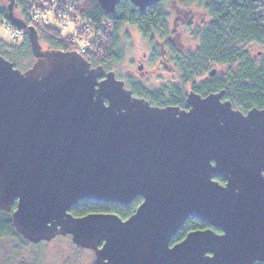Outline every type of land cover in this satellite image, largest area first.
Segmentation results:
<instances>
[{
    "label": "water",
    "instance_id": "95a60500",
    "mask_svg": "<svg viewBox=\"0 0 264 264\" xmlns=\"http://www.w3.org/2000/svg\"><path fill=\"white\" fill-rule=\"evenodd\" d=\"M128 1L144 13L162 0ZM118 2L97 0L105 15ZM14 6L7 20L34 58L21 71L0 54V211L15 205L17 234L69 236L93 264H264V109L244 114L224 91L189 92L188 110L152 106L76 51L43 49ZM137 198L126 220L70 213ZM189 218L210 228L171 245Z\"/></svg>",
    "mask_w": 264,
    "mask_h": 264
},
{
    "label": "trees",
    "instance_id": "16d2710c",
    "mask_svg": "<svg viewBox=\"0 0 264 264\" xmlns=\"http://www.w3.org/2000/svg\"><path fill=\"white\" fill-rule=\"evenodd\" d=\"M22 20L30 23L36 0H14ZM78 4L83 20L90 21L98 40L91 43V48L82 55L92 67L101 66L106 72L124 61V52L120 48L118 33L124 26L136 27L144 39H153L157 34L165 48L168 37L167 19L164 1L155 4L141 13L128 0H119L115 11L105 15L97 0H68ZM185 4H194L203 9L205 17L198 27L191 31L196 40V47L181 56L179 52L172 55L180 73V86L165 84L154 90L138 85L135 93L147 99L157 107L173 106L186 110L185 87L189 86L195 94L205 97L211 93L224 91V100L242 113L253 108L264 109V0H180ZM0 22L8 23L7 8L0 6ZM11 25V24H10ZM39 40L48 49L74 51L69 38L52 27H36ZM250 45L260 51L251 54ZM171 50V49H170ZM172 51V50H171ZM0 54L14 64L13 60H26L33 57L27 36L20 42L8 46L0 41ZM32 64V63H31ZM220 68L217 75L207 77L210 65ZM31 65L25 67L28 69ZM213 70V69H212ZM203 77L202 82L196 81ZM129 83V82H128ZM137 86L136 84H133ZM220 184V178H214ZM142 202L135 199L128 206L114 203H101L92 200L80 201L70 209L73 217L88 214H115L122 220L129 218ZM15 205L12 207V211ZM204 223L189 218L171 245L180 242L190 231L205 230ZM216 233L219 231L211 228ZM0 236L20 238L23 245H28L16 232L11 221V212L0 211ZM260 264V263H256Z\"/></svg>",
    "mask_w": 264,
    "mask_h": 264
},
{
    "label": "rangeland",
    "instance_id": "374dc122",
    "mask_svg": "<svg viewBox=\"0 0 264 264\" xmlns=\"http://www.w3.org/2000/svg\"><path fill=\"white\" fill-rule=\"evenodd\" d=\"M175 2L176 6L182 11H191L190 19L194 22V25L200 21L205 20L203 15V9L194 4H185L180 0H171ZM9 0H0V6L7 8ZM171 3H168L164 10L170 12L172 7ZM171 13V12H170ZM14 14L16 17L21 18V15L14 6ZM171 16L168 18L167 25H170ZM28 24V23H27ZM33 27V26H32ZM169 27V26H168ZM36 29V27H34ZM3 23L0 22V41L8 46H13L15 42L5 32ZM66 35V34H64ZM154 40H160L157 34H154ZM120 39V48L124 52V61L120 65H115L108 71H113L117 79L121 81L127 76H139L136 71V66L140 61L144 60V69L152 71L149 73L151 88H158L163 84L179 83V78L175 75V69L172 71L171 66L169 68L162 67L159 70H155L154 67L148 66L149 61L147 55H149V44L138 32L136 27L124 26L118 33ZM40 41V40H39ZM181 41L184 46L177 50L181 56L186 55L187 52L193 50L197 43L192 37L190 32L181 34ZM162 42V41H161ZM40 44L43 49H48L41 41ZM248 50L251 54L256 51H260L255 45H250ZM75 51V50H74ZM143 53L146 54V58H143ZM17 69L24 71L25 67L34 62V58L29 56L26 60H13ZM27 69V68H26ZM210 70H216V73L220 71V68L211 64ZM188 91V87H185V92ZM94 255L93 252L82 250L75 247L68 236H57L49 242H42L37 246L28 245L26 247L18 248L17 244L7 237L0 236V264H93Z\"/></svg>",
    "mask_w": 264,
    "mask_h": 264
},
{
    "label": "flooded vegetation",
    "instance_id": "af4514ba",
    "mask_svg": "<svg viewBox=\"0 0 264 264\" xmlns=\"http://www.w3.org/2000/svg\"><path fill=\"white\" fill-rule=\"evenodd\" d=\"M71 3L73 4H77L73 1H71ZM168 3H171V0H165L164 1V8L165 6L168 4ZM172 7L170 8V12L168 11H165L166 14L168 15V18L171 16V22H170V25H167V28H168V37H167V44H168V47L170 49H167L165 48L164 46V43L163 41L161 42L160 40H154L153 39H146L148 44H149V50H150V53L149 55H147V58H148V61H149V64L148 66H151V67H154L155 70H159L161 69L162 67L164 68H169L168 67V63H169V66H171V71L172 69L174 68L175 69V75L179 78V81H180V73L178 71V67H177V63L172 55V52L174 53L175 51L177 52V50H179L180 48H182L183 43L181 41V34L184 32H190L191 34V31L193 29H195L196 27H198L202 22H204V20H200L198 21L195 25H194V22L190 19L191 17V11H180L175 2L172 1L171 3ZM133 6V5H132ZM135 7V6H134ZM152 7V6H150ZM150 7H147V9H149ZM136 8V7H135ZM138 9V8H137ZM145 10V11H146ZM168 21V19H167ZM169 26V27H168ZM130 27V26H129ZM175 50V51H174ZM175 54V53H174ZM143 58H146V54L143 53ZM144 60L140 61L139 64L136 66V71L137 73H139V76H127L124 80H122L124 82V85H125V88L129 91H131L132 95L136 98H139V99H144L146 101H148L147 99L145 98H142L140 96H138L134 90H137L138 88V85H143V87L147 88L148 90L152 89H157V88H151L150 86V83H148L150 81V76H149V73L152 71H149L148 69H144L143 65H144ZM210 72L211 70L209 71V73L207 74V77H213L215 75H217L216 73V70H215V74L213 76H210ZM203 77H200L199 79H196V81L198 82H202L203 81ZM120 80V79H119ZM129 82V83H128ZM133 84H136L137 86L133 85ZM169 84V83H168ZM165 85V84H163ZM170 85H179V83H174V84H170ZM162 86V85H161ZM188 87V91L185 92V95H187L189 92H192V90H190V87L189 86H186ZM159 88V87H158ZM185 89V88H184ZM149 102V101H148ZM150 105H152L150 102H149ZM154 106V105H152ZM186 106H187V103H186ZM173 107V106H171ZM188 110V107L187 109ZM12 213V211H11ZM193 231H190L188 232L187 234L191 233ZM219 233V232H218ZM186 234V235H187ZM185 235V237H186ZM4 237V236H2ZM21 237V236H20ZM69 237V236H68ZM184 237V238H185ZM8 239H12L16 244H17V247L18 248H23V247H26V245H23L21 243V240L20 238H10V237H7ZM22 238V237H21ZM183 238V239H184ZM23 239V238H22ZM69 239L71 240V238L69 237ZM182 239V240H183ZM24 241H26L25 239H23ZM181 240V241H182ZM180 241V242H181ZM28 243V245H32V246H37L39 245L40 243L38 244H31L29 243L28 241H26ZM179 243V242H178ZM73 244V243H72ZM177 244V243H176ZM27 245V246H28ZM74 245V244H73ZM175 245V244H173ZM75 247L79 248L78 246L74 245ZM82 249V248H80ZM82 250H86V249H82ZM87 251H90V250H87ZM92 252V251H91ZM94 255V254H93Z\"/></svg>",
    "mask_w": 264,
    "mask_h": 264
},
{
    "label": "built area",
    "instance_id": "2783aa9c",
    "mask_svg": "<svg viewBox=\"0 0 264 264\" xmlns=\"http://www.w3.org/2000/svg\"><path fill=\"white\" fill-rule=\"evenodd\" d=\"M78 4L68 0H36L32 10V20L28 26L52 27L66 34L70 43L79 55L86 54L91 43L98 40L90 21L83 20ZM3 23V22H2ZM5 32L15 42H20L25 36V30H18L8 23H4Z\"/></svg>",
    "mask_w": 264,
    "mask_h": 264
},
{
    "label": "snow or ice",
    "instance_id": "6c2138e0",
    "mask_svg": "<svg viewBox=\"0 0 264 264\" xmlns=\"http://www.w3.org/2000/svg\"><path fill=\"white\" fill-rule=\"evenodd\" d=\"M218 235H223V233H218ZM103 246V245H102Z\"/></svg>",
    "mask_w": 264,
    "mask_h": 264
}]
</instances>
